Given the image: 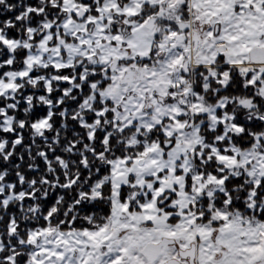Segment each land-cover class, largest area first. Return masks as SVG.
Returning a JSON list of instances; mask_svg holds the SVG:
<instances>
[{
  "label": "snow or ice",
  "instance_id": "obj_1",
  "mask_svg": "<svg viewBox=\"0 0 264 264\" xmlns=\"http://www.w3.org/2000/svg\"><path fill=\"white\" fill-rule=\"evenodd\" d=\"M0 264H264V0H0Z\"/></svg>",
  "mask_w": 264,
  "mask_h": 264
}]
</instances>
